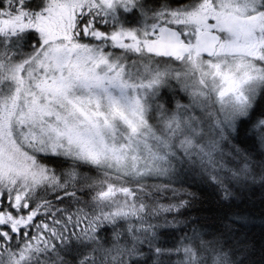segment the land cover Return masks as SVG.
<instances>
[{"label": "snow or ice", "instance_id": "snow-or-ice-1", "mask_svg": "<svg viewBox=\"0 0 264 264\" xmlns=\"http://www.w3.org/2000/svg\"><path fill=\"white\" fill-rule=\"evenodd\" d=\"M197 179L264 187V0H0V264H256Z\"/></svg>", "mask_w": 264, "mask_h": 264}, {"label": "trees", "instance_id": "trees-1", "mask_svg": "<svg viewBox=\"0 0 264 264\" xmlns=\"http://www.w3.org/2000/svg\"><path fill=\"white\" fill-rule=\"evenodd\" d=\"M190 183L189 190L195 194L194 206L189 209L193 217H214L231 211L251 218V222L239 231L241 238L250 242L252 258L256 264H259L260 249L264 243V187H261L257 182L228 206L220 199V195L215 189L200 183L198 179Z\"/></svg>", "mask_w": 264, "mask_h": 264}]
</instances>
